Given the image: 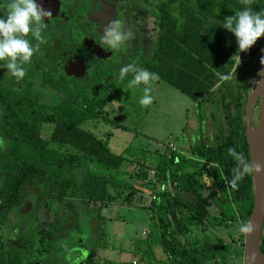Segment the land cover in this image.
<instances>
[{
  "label": "trees",
  "instance_id": "trees-1",
  "mask_svg": "<svg viewBox=\"0 0 264 264\" xmlns=\"http://www.w3.org/2000/svg\"><path fill=\"white\" fill-rule=\"evenodd\" d=\"M244 7L264 12V0H249L247 5L242 0H157L152 53L138 66L157 73L158 81L175 88L198 110L219 107L224 123L220 120L210 137L200 128L198 138L189 142L185 151L176 149L175 144L167 156L163 153L154 178L145 171L146 160H137L135 180L143 189L117 177L127 174L122 168L131 162L126 156L128 148L115 154L109 148V135L97 137L83 128L91 120H108L105 108L131 74L109 84L95 77L87 95L75 98V92H66L63 99L54 101L41 99L34 81L27 78L14 85L0 74V264L61 263L62 259L40 263L31 258L46 241L68 239V232L81 222L99 228V216L90 215L84 204L102 207L118 199L131 204L147 189L156 197L146 208L155 232L153 239L150 232L141 256L155 264L151 260L158 247L163 260L157 264H220V255L229 254L227 245L214 248L206 237L195 233L211 225L241 229L253 208L252 173H246L234 186L236 161L228 150L234 148L250 163L245 106L251 69L247 73L246 67H255L264 37L249 49L251 61L239 74L238 69L232 70L242 52L234 35L221 27L226 16ZM225 76L230 78L223 79ZM49 86L57 88L52 82L41 88ZM44 125L52 126L48 139L40 133ZM45 199L62 203L67 213L40 221L38 213ZM209 204L216 209L210 218ZM13 213L19 220L15 227L10 224ZM243 239V235L239 241L231 237V243L237 245L233 264H243ZM260 250L264 252L263 231ZM92 260L90 256L85 263Z\"/></svg>",
  "mask_w": 264,
  "mask_h": 264
},
{
  "label": "rangeland",
  "instance_id": "rangeland-1",
  "mask_svg": "<svg viewBox=\"0 0 264 264\" xmlns=\"http://www.w3.org/2000/svg\"><path fill=\"white\" fill-rule=\"evenodd\" d=\"M237 69L241 74L243 67ZM250 69L251 67H246L247 73ZM254 69L253 66L251 70ZM118 81L122 80L118 78ZM249 83H251L250 78ZM127 85L128 82L118 90L115 99L105 108L107 121L91 120L86 122L83 128L91 130L97 137L109 135V148L115 154H121L128 148L130 154L126 156L128 161L133 162L123 166L122 170L127 174L117 177L143 189L144 185L135 180L139 168L136 164L137 160H146L147 174L150 170L156 171L155 167L160 157L164 154L167 156L175 144L176 149L179 147L185 151L188 149V143L198 138L197 133L200 128H202L201 133L206 137L216 132L218 122L223 120V111L217 106L198 110L186 96L163 82L157 84V80L133 88ZM144 87L151 89L150 95L153 97V102L148 106H141L139 103L144 95ZM257 116L258 108L255 107L254 114L250 118L253 124L256 123ZM200 120H202L201 124ZM51 131L52 126L44 125L40 133L44 139H48ZM156 185L160 187L157 181ZM151 196L147 189L143 190L142 194H137L131 204H123L121 199L102 207L99 204H84L83 209L90 215L99 216L97 220L99 228L94 224L83 225L81 222L76 230L68 232V239L56 242L49 240L44 245L38 246V251H34L31 259L40 263H46L48 260L57 262L62 259L58 264H86V259L92 256L93 260L88 264H149L141 255L150 232L151 239L155 232L153 222L149 219V211L146 209L152 205ZM208 209L210 218L214 216L216 209L210 204ZM62 211L64 215L68 211L62 203L45 199L40 206L38 218L40 221H51L56 213ZM74 211L79 209L75 208ZM18 222L14 213L11 214V226L15 227ZM207 222L211 225V221L207 220ZM208 227L204 232H196V236L206 237L217 249L221 244H226L230 255L222 254L218 261L220 264H233L234 260H231L235 257L237 245L231 243V237L239 241L240 235L244 237L243 231L236 226L227 229L213 225ZM100 228L104 230V235H101ZM53 254L56 255L54 259L51 258ZM154 255L152 263L157 264L158 261L163 260L158 247L154 248Z\"/></svg>",
  "mask_w": 264,
  "mask_h": 264
},
{
  "label": "flooded vegetation",
  "instance_id": "flooded-vegetation-1",
  "mask_svg": "<svg viewBox=\"0 0 264 264\" xmlns=\"http://www.w3.org/2000/svg\"><path fill=\"white\" fill-rule=\"evenodd\" d=\"M9 0H0V15L7 11ZM52 16L43 32L45 43L40 45L30 62L26 75L17 80L0 74L19 85L22 80L34 81L44 101L61 100L66 92L76 96L88 94L95 77L109 84L118 80L120 68L129 63L139 64L148 59L153 49V21L157 0H39ZM122 19L132 29L135 39L120 51L105 48L100 42L102 29L115 18ZM38 27V25H37ZM29 38H31L29 36ZM35 44L36 41L33 40ZM5 63L0 61V64ZM10 79H9V78ZM44 77L47 83H44ZM5 81V82H6ZM52 82L57 88L42 89ZM70 93V94H71Z\"/></svg>",
  "mask_w": 264,
  "mask_h": 264
},
{
  "label": "clouds",
  "instance_id": "clouds-1",
  "mask_svg": "<svg viewBox=\"0 0 264 264\" xmlns=\"http://www.w3.org/2000/svg\"><path fill=\"white\" fill-rule=\"evenodd\" d=\"M242 2L247 5L249 0ZM51 16V10L45 9L39 0H9L7 11L0 15V61L5 62L0 64V67L7 69L6 75H11L17 80L24 78L26 75L24 65L30 62L34 53L39 52L40 45L45 43L42 35L48 26L45 20ZM221 27L234 35L238 50L245 52L264 37V12L244 7L234 15L226 16L221 22ZM134 39L132 29L118 17L103 27L100 36L101 44L112 51H120ZM33 40L36 41L35 44ZM260 63L264 65V57H261ZM130 74L131 79L128 80L127 85L129 88L148 85L150 81L159 79L157 73L150 72L135 63L123 65L119 70L118 78L124 80ZM261 75H264V72L258 73V76ZM229 78L223 77V79ZM150 92L149 87L143 88L144 95L139 100L141 106H148L153 102ZM228 151L236 161V166L232 169L234 186L246 173L264 171L259 165L245 163L242 154H238L234 148ZM241 231L248 232L250 229L245 225Z\"/></svg>",
  "mask_w": 264,
  "mask_h": 264
},
{
  "label": "water",
  "instance_id": "water-1",
  "mask_svg": "<svg viewBox=\"0 0 264 264\" xmlns=\"http://www.w3.org/2000/svg\"><path fill=\"white\" fill-rule=\"evenodd\" d=\"M261 57H264V43L259 48L255 69L250 72L251 83L245 106V135L250 163L264 169V75L258 76L259 72H264V65L260 63ZM255 107L258 108V116L253 124L250 118ZM252 181L253 208L247 221L250 231L244 232L243 264H264V252L260 250V238L264 228V171L252 172Z\"/></svg>",
  "mask_w": 264,
  "mask_h": 264
},
{
  "label": "built area",
  "instance_id": "built-area-1",
  "mask_svg": "<svg viewBox=\"0 0 264 264\" xmlns=\"http://www.w3.org/2000/svg\"><path fill=\"white\" fill-rule=\"evenodd\" d=\"M250 61H251L250 51L247 50L245 52H242L240 55H238L235 58L234 70L241 67V66L247 65ZM173 150H174V147L171 151H173ZM149 175L151 178H154L155 177V171L154 170L149 171ZM155 200H156L155 195H152L151 199H150V203L154 202Z\"/></svg>",
  "mask_w": 264,
  "mask_h": 264
},
{
  "label": "crops",
  "instance_id": "crops-1",
  "mask_svg": "<svg viewBox=\"0 0 264 264\" xmlns=\"http://www.w3.org/2000/svg\"><path fill=\"white\" fill-rule=\"evenodd\" d=\"M244 66H245V65H244ZM244 66H241V67H244ZM241 67H239V68H241ZM251 69H252V68H251ZM233 70H234V67H233ZM233 70H232V71H233ZM250 72H251V71H250ZM159 82H160V81L157 80V84H159ZM121 154H123V153H121ZM153 252H154V251H153Z\"/></svg>",
  "mask_w": 264,
  "mask_h": 264
},
{
  "label": "bare ground",
  "instance_id": "bare-ground-1",
  "mask_svg": "<svg viewBox=\"0 0 264 264\" xmlns=\"http://www.w3.org/2000/svg\"><path fill=\"white\" fill-rule=\"evenodd\" d=\"M252 77H253V80H254V77H255V72H253V74H252Z\"/></svg>",
  "mask_w": 264,
  "mask_h": 264
}]
</instances>
